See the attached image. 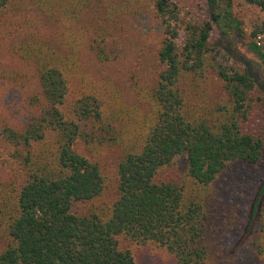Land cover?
Here are the masks:
<instances>
[{
	"label": "trees",
	"instance_id": "1",
	"mask_svg": "<svg viewBox=\"0 0 264 264\" xmlns=\"http://www.w3.org/2000/svg\"><path fill=\"white\" fill-rule=\"evenodd\" d=\"M14 1L0 0V16ZM32 1L60 24L62 44L14 45L35 67L40 91L23 128L3 132L20 175L0 183V264H139L141 248L176 264H236L225 239L243 211L222 199L216 183L264 158V91L247 67L222 63L219 50L221 37L236 36L264 67V19L247 33L233 0H204L206 15L175 0L111 2L109 18L148 11L162 32L157 83L136 86L128 105L112 79L83 70V48L110 61L107 35L89 41L81 26L88 1ZM240 1L264 12V0ZM216 82L222 96L211 101ZM107 147L120 154L115 197L79 213L75 207L109 187L98 161ZM241 236L264 264V176Z\"/></svg>",
	"mask_w": 264,
	"mask_h": 264
},
{
	"label": "rangeland",
	"instance_id": "2",
	"mask_svg": "<svg viewBox=\"0 0 264 264\" xmlns=\"http://www.w3.org/2000/svg\"><path fill=\"white\" fill-rule=\"evenodd\" d=\"M63 1V0H57ZM81 16V26L88 34L89 41L104 33L106 53L110 57L107 63H99L95 52L88 47L80 51L83 70L95 79L108 77L120 89L124 103H136V86L150 89L157 83L160 64L158 52L161 47V28L151 12L143 11L137 16H119L109 18L107 5L121 0H87ZM188 6L189 9L207 14L204 0H175ZM234 11L243 22L248 33L251 26L264 19V12L233 0ZM63 30L54 19L46 18L32 0H15L10 10L0 16V183L6 184L18 179L20 170L7 159L8 144L4 138L5 128L21 130L31 117L36 107L31 105V98L39 95L38 76L35 67L20 58L14 45L23 40L34 38L60 46ZM217 32L213 39H219ZM222 49L219 59L224 64L245 66L252 73L259 87L264 91V67L259 59L250 52L236 36L222 38ZM264 46V34L260 38ZM90 47V46H89ZM79 91L77 83L73 85ZM222 96V84L216 82L210 87V99L216 101ZM261 118V117H260ZM259 122V119H258ZM119 151L107 147L98 157V161L108 177L109 187L100 199L75 207L79 213H85L91 206L109 203L114 199L113 182L115 169L119 160ZM264 176V158L256 167L240 166L222 175L216 188L222 199L242 209V215L236 229L225 239V247L236 264H258L253 252H249L240 243L241 233L246 225L249 207L256 195ZM127 246V244H126ZM139 264H176L173 258L149 248L135 249Z\"/></svg>",
	"mask_w": 264,
	"mask_h": 264
}]
</instances>
